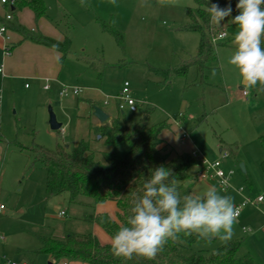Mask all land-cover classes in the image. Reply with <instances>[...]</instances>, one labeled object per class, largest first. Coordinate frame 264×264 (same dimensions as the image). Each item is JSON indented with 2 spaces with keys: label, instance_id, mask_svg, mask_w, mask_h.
I'll list each match as a JSON object with an SVG mask.
<instances>
[{
  "label": "rangeland",
  "instance_id": "obj_1",
  "mask_svg": "<svg viewBox=\"0 0 264 264\" xmlns=\"http://www.w3.org/2000/svg\"><path fill=\"white\" fill-rule=\"evenodd\" d=\"M44 1L47 7L44 19L62 31L64 37L68 36L71 46L61 61V86L50 91L38 86L29 97L27 93L33 89L31 81L20 80L15 93L12 92L15 102L5 103L0 119V163L5 165L0 204L6 208L0 213V234L6 241L0 242V255L19 264H48L47 254L32 252L39 245V236H60L65 230L91 231L93 223L86 221L84 214L95 212L97 204L84 195L72 199L69 192L47 196L46 170L41 162L34 161L28 147L38 144L55 150L63 138L70 144L68 149L73 148L77 119H83L80 103L86 100L83 92L61 96L62 85L98 86L104 95L111 97L117 96L125 81H129L139 106L137 111L126 110L125 114L138 120L151 106L152 123L170 124L164 137L171 150L187 152L199 159H220L222 168L232 171L229 186L223 187L218 178L211 176V171L209 178L196 180L198 164L191 170L192 178L184 181L180 194L201 195L215 185L231 195L235 205L247 200L233 225L231 240L241 241L239 254L249 253L254 258L253 264H264V200L254 203L259 195L264 197V174L260 167L264 153L259 140L264 134V93L245 89L238 70L228 63L235 50L232 40L238 26L220 25L227 35L218 39L217 58L206 65L203 75L191 67L186 75L165 79L154 68L178 66L199 48V32L182 29L189 20L186 7H194L195 0H177L175 5L164 6L158 0H116L115 4L110 0ZM225 1L234 4L238 0H219L220 4ZM98 18L114 22L124 35L123 46L102 30ZM26 82L30 88L25 86ZM96 105L117 115L114 119L122 124V113L113 100ZM50 107L64 125L63 130L50 127ZM65 130L67 134L62 133ZM182 132L189 133L184 142L180 140ZM91 138L92 148L101 158L105 144L98 135ZM126 149L123 144L117 152L121 154ZM224 152L229 156L222 158ZM164 153L169 158L175 156L168 149ZM59 211L65 213L58 214ZM244 226L247 230H243ZM253 234L259 237L257 244L250 240ZM227 242L214 239L197 245L196 249L214 251Z\"/></svg>",
  "mask_w": 264,
  "mask_h": 264
},
{
  "label": "trees",
  "instance_id": "obj_2",
  "mask_svg": "<svg viewBox=\"0 0 264 264\" xmlns=\"http://www.w3.org/2000/svg\"><path fill=\"white\" fill-rule=\"evenodd\" d=\"M210 3H218L221 7L226 6L220 4L219 0H195L194 7H186L189 20L182 29L199 32L200 43L196 54L183 60L178 66L167 69L154 68L157 75L169 79L173 75H186L191 67H196L199 74L203 75L206 65L217 58V36L222 28L211 22L207 11ZM236 4L232 5V16L225 18L221 25L233 24L231 19L238 14ZM24 7L31 8L36 18L44 16L47 12L44 0H16L15 5L11 7V13L15 9ZM3 19V24L20 30L26 38L61 51V60L70 50L71 39L68 36H65L63 41H59L45 35L31 33L21 25L11 23L5 17ZM97 20L103 31L109 32L121 46L124 45V35L113 21L106 22L101 18ZM152 111L151 106L147 107L138 120L122 112V124L115 119L112 123L106 122L93 127L94 132L99 135V139L103 140L106 147L101 151V158L97 156L88 138L80 139L71 150L60 141L57 142L55 150H49L38 144L28 147V150L34 154V161L41 162L46 170L47 196L69 192L72 199L79 195L88 196L94 200L95 205L109 200L115 201L118 206L116 217H112L107 212L84 214L86 221L100 225L112 237L131 214L133 201L142 193V185L152 169L161 165L170 168L177 179L180 192L184 181L192 178V168L200 161L190 153L177 154L172 158L164 153L166 144L161 138V132L169 128L170 124L167 121L152 123ZM259 140L264 153V134L260 135ZM123 144L127 145V149L118 154L117 151ZM260 167L264 174V155ZM38 238L41 245L35 250L36 253H49L55 259L67 258L88 264L254 263V258L249 253L239 254L241 246L239 240H231L214 251H208L202 248L196 249V246L209 242L198 240L195 235L184 237L181 234L179 241H169L152 260L139 256L125 260L114 257L110 250V243H102L92 231L87 233L66 231L63 237L39 236Z\"/></svg>",
  "mask_w": 264,
  "mask_h": 264
},
{
  "label": "clouds",
  "instance_id": "obj_3",
  "mask_svg": "<svg viewBox=\"0 0 264 264\" xmlns=\"http://www.w3.org/2000/svg\"><path fill=\"white\" fill-rule=\"evenodd\" d=\"M177 0H158L175 5ZM115 4L116 0H110ZM238 14L231 22L238 26L232 40L235 50L228 63L238 70L245 89L264 93V0H238ZM211 22L220 26L232 16V6L210 3L207 7ZM212 75L216 72L213 70ZM67 92V85H62ZM73 91L77 86H71ZM226 183V181H222ZM140 193L133 201L131 214L111 237L110 250L114 257L125 260L133 256L154 259L169 242L195 235L198 240L211 242L232 239L237 220L233 197L217 186H209L201 195L181 196L177 179L170 168L161 165L151 170ZM183 242V241H181Z\"/></svg>",
  "mask_w": 264,
  "mask_h": 264
},
{
  "label": "crops",
  "instance_id": "obj_4",
  "mask_svg": "<svg viewBox=\"0 0 264 264\" xmlns=\"http://www.w3.org/2000/svg\"><path fill=\"white\" fill-rule=\"evenodd\" d=\"M236 3L231 4V6L235 5ZM224 5H227L226 1ZM8 13H11V7H7L0 3V25L3 24L2 19ZM11 14H12V19L9 22L14 24H19L26 30L30 31L31 33L45 35L59 41H63L65 38L64 33L54 28L50 23H48V21L44 19L43 16L40 18H36L34 11L29 7L15 9L14 12ZM8 28H9L8 34L11 36V41L13 46L12 53L10 55L4 54L3 47L5 42L3 37L0 35V89H1L0 98L2 101V106L0 107V119H2V114L5 109V103L10 100H12L11 101L12 103L15 102L14 96L12 97V92L15 93V88L20 80L31 81V85L33 86V89L31 92L27 93V96L31 97L32 93H35L38 86L43 87V89L46 91H50L57 88L58 86H61L60 77H61V71L63 69L61 64L62 61L61 51L46 46L44 44L36 43L32 41L30 38H26L25 35L20 30L12 29L9 26ZM1 67L3 68V71L1 70ZM47 83L50 84V88L48 89L44 87ZM25 86L27 88L31 87L28 86L27 82L25 83ZM82 92H81L83 94L82 97L86 101L80 103L79 113H81L80 115L83 117V119H77L76 142L73 143L76 144L80 139L88 138L93 144L91 137L93 135H96L93 130V127L100 126L101 124L106 122L112 123L115 120L114 117L117 116L115 114L114 115L110 114L109 110L100 106L108 114V118L105 121L101 122L94 115L93 106L96 105L97 103H102V102L103 104L104 103L108 104L110 102V99L113 100L117 106V99L116 96L107 97L106 95H104L102 92V88L98 86L82 87ZM131 94H132V90H131ZM82 112L84 113L86 112V114L83 115ZM120 113L122 112L120 111ZM63 126L64 125L62 124L61 128H63ZM164 130H162L161 132V138L164 140V143L166 144L165 148L168 149V153L171 152L173 155L185 153V152L174 151V149L171 150L170 142L166 139V137H164ZM64 132L67 134V130L62 131V133ZM99 138L100 137L98 135V139ZM187 139L188 138L182 139V134H181L180 140L182 142H184ZM62 142L66 145V147H70V144L65 142L63 138H62ZM4 172H5V165H2L1 162L0 189H1V185H3L4 182ZM95 209H96L95 212H107L112 217H116L118 206L115 201L109 200L97 204ZM60 212L61 211H59L58 214H60ZM255 225L259 226V223L256 222ZM243 230H247V228H245L244 226ZM66 231H70V230H65L64 232H62L60 236H55V235H51V236L63 237ZM91 231L98 237V239L102 243L104 244L110 243L111 236L100 225L93 223ZM250 240L253 244H257V241L258 242L260 241L257 234H253ZM4 241H6V237L5 239H0V242H4ZM40 245L41 243L39 240V245L35 247L34 251L32 250V252H35V250L39 248ZM36 254H40V253H36ZM44 254H47L49 256L48 264H54L59 260V259H55L49 253H44ZM69 264H88V263L70 260Z\"/></svg>",
  "mask_w": 264,
  "mask_h": 264
},
{
  "label": "built area",
  "instance_id": "obj_5",
  "mask_svg": "<svg viewBox=\"0 0 264 264\" xmlns=\"http://www.w3.org/2000/svg\"><path fill=\"white\" fill-rule=\"evenodd\" d=\"M16 0H0V3L7 6V7H12L13 5H15ZM6 20H11L12 19V14L8 13L5 16ZM8 26L6 24H1L0 25V35L3 37L4 39V54L5 55H10L12 53V41H11V36L8 34ZM226 37V32L224 30H222L218 36L217 39L219 38H224ZM1 70L3 71V68L1 67ZM66 85V84H64ZM68 90L67 92H65L64 88L62 87L61 91H60V95L61 96H66L69 94H75V95H79L82 92V87L77 86V90L74 92L72 89V85H67ZM46 89L50 88V84L47 83L44 86ZM1 92V89H0ZM243 94L246 95L247 92L244 90ZM117 99V106H118V110L121 112H124L126 110H129L131 112H135L138 110V102L137 100L132 96L131 94V89H130V83L129 81H125L122 90L120 91V93L116 96ZM2 106V101L0 98V107ZM61 130H63V128H61ZM189 138V133L187 132H183L182 133V139H186ZM196 157V155H194ZM228 153L224 152V154L222 155V158H226L228 157ZM199 159V158H198ZM200 170L197 172L195 179L196 180H205L207 178H209L210 175H208L209 171H211L213 174L211 176H214L216 178H218L221 182V185L223 187H227L229 186V180H230V175L232 173L231 172H226L223 168H222V161L220 159H217L215 161H211L208 160L207 158H200ZM222 181H226V183H222ZM264 199V197L262 195H259L254 203H258L261 202ZM250 201V200H249ZM247 203V200L244 201L241 205H235L236 207V213H237V218L240 216L241 213V207ZM5 205L4 204H0V212H3V210L5 209ZM64 211H61L60 214H64ZM0 239H5V236L0 234ZM0 262H5L6 264H19L16 261H12L10 260L6 255H0ZM54 264H69L68 260H60L58 262H55Z\"/></svg>",
  "mask_w": 264,
  "mask_h": 264
},
{
  "label": "water",
  "instance_id": "obj_6",
  "mask_svg": "<svg viewBox=\"0 0 264 264\" xmlns=\"http://www.w3.org/2000/svg\"><path fill=\"white\" fill-rule=\"evenodd\" d=\"M94 109V115L101 121H105L108 118V114L100 107L97 105L93 106ZM50 118H49V123L50 127L54 130L61 129L62 123L58 121L56 114L54 113L53 109L50 107ZM240 167L242 171H246L245 166L243 163L240 164Z\"/></svg>",
  "mask_w": 264,
  "mask_h": 264
}]
</instances>
